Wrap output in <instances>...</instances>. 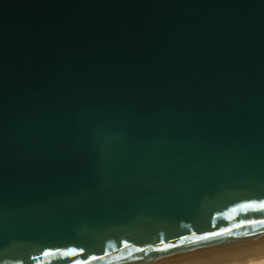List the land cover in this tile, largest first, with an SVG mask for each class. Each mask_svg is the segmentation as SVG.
I'll list each match as a JSON object with an SVG mask.
<instances>
[{
  "label": "water",
  "instance_id": "1",
  "mask_svg": "<svg viewBox=\"0 0 264 264\" xmlns=\"http://www.w3.org/2000/svg\"><path fill=\"white\" fill-rule=\"evenodd\" d=\"M261 204L264 0H0V264L263 252Z\"/></svg>",
  "mask_w": 264,
  "mask_h": 264
},
{
  "label": "bare ground",
  "instance_id": "2",
  "mask_svg": "<svg viewBox=\"0 0 264 264\" xmlns=\"http://www.w3.org/2000/svg\"><path fill=\"white\" fill-rule=\"evenodd\" d=\"M210 264H264V251Z\"/></svg>",
  "mask_w": 264,
  "mask_h": 264
},
{
  "label": "snow or ice",
  "instance_id": "3",
  "mask_svg": "<svg viewBox=\"0 0 264 264\" xmlns=\"http://www.w3.org/2000/svg\"><path fill=\"white\" fill-rule=\"evenodd\" d=\"M261 208H264V204H261L260 205ZM212 235H220V233H213ZM208 237H196L197 240H200V239H207Z\"/></svg>",
  "mask_w": 264,
  "mask_h": 264
}]
</instances>
